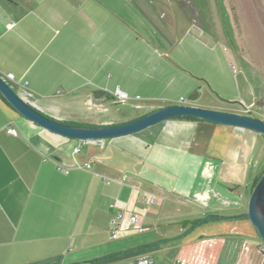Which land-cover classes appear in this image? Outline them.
Here are the masks:
<instances>
[{"label":"crops","instance_id":"0c3cea01","mask_svg":"<svg viewBox=\"0 0 264 264\" xmlns=\"http://www.w3.org/2000/svg\"><path fill=\"white\" fill-rule=\"evenodd\" d=\"M219 19L198 0H0V76L43 115L82 127L169 105L263 112L264 71L241 56L237 68ZM116 89L130 99L117 102ZM263 171L264 139L250 129L174 118L80 141L0 97V264H264L241 216Z\"/></svg>","mask_w":264,"mask_h":264},{"label":"water","instance_id":"95a60500","mask_svg":"<svg viewBox=\"0 0 264 264\" xmlns=\"http://www.w3.org/2000/svg\"><path fill=\"white\" fill-rule=\"evenodd\" d=\"M0 94L15 111L37 125L80 141L109 139L134 134L160 122L190 116L204 121L256 131L264 136V120L227 111L197 107L194 105H169L156 109L134 121L105 127H82L53 120L26 103L10 84L0 76ZM217 215H209L208 218ZM241 216L248 217L264 241V172L254 186L248 201V210Z\"/></svg>","mask_w":264,"mask_h":264},{"label":"rangeland","instance_id":"374dc122","mask_svg":"<svg viewBox=\"0 0 264 264\" xmlns=\"http://www.w3.org/2000/svg\"><path fill=\"white\" fill-rule=\"evenodd\" d=\"M198 3L205 8L210 3L219 11L221 36L229 43L237 68H240L241 56L251 67L264 71V0H198ZM232 71H235V67ZM10 86L14 88L12 84ZM228 91V94L233 95L234 87H230ZM239 114L264 120V111L258 109L252 113L241 110ZM261 137L264 139L262 134Z\"/></svg>","mask_w":264,"mask_h":264},{"label":"built area","instance_id":"2783aa9c","mask_svg":"<svg viewBox=\"0 0 264 264\" xmlns=\"http://www.w3.org/2000/svg\"><path fill=\"white\" fill-rule=\"evenodd\" d=\"M7 79L9 81H15V75L14 74H8L7 75ZM115 99L117 102H124V101H128L130 99L128 93L120 90V89H116V91L113 93ZM138 99L140 97H137ZM181 102L183 104H186L187 101L185 98H181ZM256 107L255 105H251V106H244L243 107V111L246 113H252L253 111H255ZM8 133L17 136L18 135V130L13 127V126H9L7 128ZM80 151V147H76L74 149V153H79ZM93 162L92 161H86L83 163H76L75 167L78 169H91L93 167ZM58 167L60 170H65L67 173L69 172L70 168H65L63 165L58 164ZM117 182L124 184L127 182V177L123 176L121 178H119L117 180ZM151 204L155 205L158 203V197L156 195H153L151 197L150 200ZM127 216V212L125 211H118L112 218L111 221V227H112V237L113 238H117L118 237V230L120 229V226L122 224V221L125 219V217ZM130 222L133 225V227L138 231V232H143L145 231V227L141 226L139 224V217L137 215H131L129 216ZM263 253H264V248H263ZM134 264H154V260L151 256L149 255H145L142 256L138 259H136L134 261Z\"/></svg>","mask_w":264,"mask_h":264},{"label":"trees","instance_id":"16d2710c","mask_svg":"<svg viewBox=\"0 0 264 264\" xmlns=\"http://www.w3.org/2000/svg\"><path fill=\"white\" fill-rule=\"evenodd\" d=\"M0 97L4 100V98L1 96V94H0ZM5 101V100H4ZM178 118H180V119H187V120H195V121H204V120H201V119H198V118H195V117H190V116H183V117H178ZM264 172V171H263ZM263 174V173H262ZM261 177V176H260ZM260 179V178H259ZM258 179V180H259ZM258 182V181H257ZM256 182V183H257ZM256 185V184H255ZM254 185V186H255Z\"/></svg>","mask_w":264,"mask_h":264}]
</instances>
